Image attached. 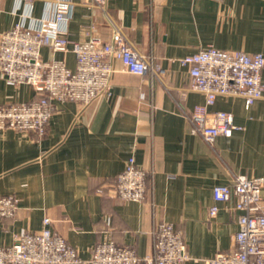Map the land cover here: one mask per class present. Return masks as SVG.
<instances>
[{
	"label": "crops",
	"instance_id": "obj_1",
	"mask_svg": "<svg viewBox=\"0 0 264 264\" xmlns=\"http://www.w3.org/2000/svg\"><path fill=\"white\" fill-rule=\"evenodd\" d=\"M53 1L0 0V37L17 22L33 27L51 18ZM72 1V15L62 24L70 39L107 41L118 28L161 69L136 74L114 60L111 94L87 105L54 101L45 135L0 130V196L19 199L16 217L0 215V247L42 228L49 216L52 229L85 260L106 239L145 256L152 252L154 224L163 221L183 230L191 256L184 264L231 252L239 211L232 209L234 200L219 202L210 216L213 188L236 174L264 177V97L249 108L241 96H219L207 106L231 112L242 127L210 144L191 132L185 113L205 106L206 97L190 89L189 68L178 59L207 46L264 53V0H108L106 12L91 0ZM41 56L76 66L71 52L45 46ZM37 97L31 85L0 74V104ZM131 157L146 171V198L100 192Z\"/></svg>",
	"mask_w": 264,
	"mask_h": 264
},
{
	"label": "built area",
	"instance_id": "obj_2",
	"mask_svg": "<svg viewBox=\"0 0 264 264\" xmlns=\"http://www.w3.org/2000/svg\"><path fill=\"white\" fill-rule=\"evenodd\" d=\"M106 12L108 0H91ZM73 11L72 0H54L53 16L36 20L33 27L22 22L0 37V74L10 83L31 85L38 97L28 102L0 104V130L15 129L46 133L53 113L54 101H78L87 105L102 95L111 94L114 60L123 69L136 74L161 67L140 51L118 28L103 41L98 37L73 40L63 28ZM53 51L73 53L75 68L65 59L44 60L42 47ZM189 68L190 89L202 92L205 106H196L185 113L191 132L213 144L218 136L230 138L242 127L227 111H209L207 106L219 96H241L249 108L264 97V53L226 50L207 46L178 59ZM264 177L236 174L228 184L213 188L214 203L210 216L219 211V202L234 200L232 209L239 211V229L234 234V249L219 252L204 260L205 264H264ZM105 195L122 200L140 201L146 198V171L131 157L125 168L107 185ZM19 199L14 194L0 196V215L16 217ZM46 216L43 226L16 237L8 246L0 247V264H184L191 256L183 230L171 222H156L152 229V252L140 256L130 245H119L113 239L98 242L89 260L83 259L67 239L51 227Z\"/></svg>",
	"mask_w": 264,
	"mask_h": 264
}]
</instances>
